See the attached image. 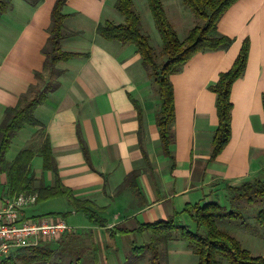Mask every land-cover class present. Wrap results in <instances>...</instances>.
<instances>
[{
  "label": "crops",
  "instance_id": "1",
  "mask_svg": "<svg viewBox=\"0 0 264 264\" xmlns=\"http://www.w3.org/2000/svg\"><path fill=\"white\" fill-rule=\"evenodd\" d=\"M54 1L11 0V7L0 16V122L5 108L15 106L22 94L30 92L35 71H42L41 48L48 37ZM114 3L65 1L63 24L68 35L61 39L60 48L77 55L56 63L62 70L58 87L34 111L40 126L25 125L12 138L25 130L16 138L23 145L18 152L31 148L34 184L52 186L54 174L43 169L39 153L48 142L63 186L75 197L88 199L104 221L99 226L89 220L65 196H59L68 201L63 211L28 216L26 210L37 200L24 208L26 217L59 216L72 227L71 232L46 242L53 249L67 248L69 264H124L132 246L148 242V231H136L140 224L167 220L187 204L225 197L227 185L264 179V0H235L217 22V31L232 42L196 52L169 76L174 99V120L169 127L173 159L162 152L155 124L157 90L135 45L107 40L96 32L99 23L124 21ZM161 3L182 40L197 23L195 15L183 0ZM151 26L156 28L154 20ZM244 40L249 43L246 65L229 95L231 135L211 158L218 117L216 93L209 86L231 68ZM133 171L136 187L124 183ZM6 190L3 172L0 202L9 196ZM184 217L179 214L175 219L184 221ZM136 237L144 244L137 245ZM181 242L167 243L165 264L182 259L196 264L197 256L188 243ZM140 260L134 259L133 264Z\"/></svg>",
  "mask_w": 264,
  "mask_h": 264
},
{
  "label": "trees",
  "instance_id": "2",
  "mask_svg": "<svg viewBox=\"0 0 264 264\" xmlns=\"http://www.w3.org/2000/svg\"><path fill=\"white\" fill-rule=\"evenodd\" d=\"M66 0H55L50 13V25L45 45L41 48L44 55L42 70L46 71L44 86L37 89L33 96L27 98L28 93L20 96L15 106L7 107L0 122V174L7 175V192L9 196L21 192H32L37 194L36 200H45L53 197L65 196L76 210L82 211L89 220L99 226L104 221L98 216L92 203L88 199H79L72 194L71 189L63 186L58 174L54 159L51 155L48 142H44L40 148L43 159V169L52 170L54 184L44 185L40 182L35 185V177L31 170V159L34 152L31 148L20 150L11 161L6 160V154L10 148L11 140L15 133L25 125L40 126L34 115L37 106L42 104L48 92L58 87L57 77L62 73L55 65L58 61L69 59L77 53L63 51L60 41L68 35L64 32V19L67 17L62 12ZM191 9L198 21L186 36L179 40L175 30L168 21L161 0H147L152 18L162 42V53L166 55L164 61L158 63L155 59V50L150 43L147 34L141 31L139 14L133 6L132 0H115V9L123 16L122 23L115 24L110 21L99 23L96 32L107 40L132 43L141 57L143 67L148 71L155 84L159 109L155 113V124L159 130V142L162 152L173 159L169 149L172 141L170 124L174 120L173 89L169 76L181 69V67L200 50H214L228 46L232 39L217 31V22L222 14L235 0H183ZM10 6V1L0 0V16ZM249 43L244 40L231 68L219 74L218 80L209 88L216 93V112L218 117L217 127L213 136L210 157L215 156L224 148L231 135L230 126V89L232 83L241 76L244 71ZM34 77L45 79L41 71H35ZM33 84L29 86L32 90ZM264 105V104H263ZM78 138L81 149L87 158V148L80 133ZM137 173L131 172L124 183L130 182L136 187L135 178ZM227 191L237 192L239 198L245 197L250 204L255 198H264V180L253 179L242 182L240 185H227ZM179 214H185L195 230L191 231L186 226H177L175 218ZM62 215H65L64 213ZM240 213L226 211L217 202L187 204L179 213L167 220H159L151 223L140 224L136 231L150 232V241L145 245L132 246L130 256L124 264H133L134 259L141 258L145 251H149V264H165V253L159 248V240L167 245L174 239L171 231L179 230L180 238L188 242L193 254L197 256L196 264H217V257H223L227 264H264L263 255H253L244 248L241 242L228 232L218 228L216 218H239ZM259 225H264V209H259L255 217ZM163 235H159L162 234ZM52 249L48 245H38L20 248L4 259L0 264H49Z\"/></svg>",
  "mask_w": 264,
  "mask_h": 264
},
{
  "label": "rangeland",
  "instance_id": "3",
  "mask_svg": "<svg viewBox=\"0 0 264 264\" xmlns=\"http://www.w3.org/2000/svg\"><path fill=\"white\" fill-rule=\"evenodd\" d=\"M10 6L7 8L9 9L11 7V0ZM27 1V0H23ZM34 1V0H30ZM51 2V0H50ZM49 6V2H47L46 7ZM134 8L139 12V21H140V27L141 31L144 34H147L150 37V43L152 44L154 50H155V59L158 63L165 60L166 55L162 53V42L160 39V36L158 34V31L156 28H152L153 18L150 12V9L148 7L147 0H135L134 1ZM7 11V10H6ZM196 21L199 20L196 18ZM200 22V21H199ZM145 25L146 27H151L150 29H146L143 27ZM150 25V26H149ZM157 37V38H156ZM159 39V40H157ZM160 41V42H159ZM43 75L45 76V79H37L35 78V84H33L32 90L28 93L27 98H30L34 95L35 91L39 89L40 87L44 86L46 81V71H41ZM151 70H148V73H150ZM152 91V90H151ZM154 92V90H153ZM25 130H22L18 135L15 136V138L12 140V143L10 145V148L6 154V159L11 160L14 158L18 150L20 149V146H23L21 142H19L16 138L22 134ZM22 148V147H21ZM264 180V179H261ZM244 182V181H243ZM242 182L238 183L240 185ZM211 202H217L219 205H221L224 210L228 211H234L237 213H240L239 218L237 219H230V218H216V225L218 228L228 232L232 236H235L242 244V246L246 249H248L253 255H263L264 256V225H259L256 220V213L259 209H264V198L259 199L255 198L253 203H248L246 201L245 197L239 198L237 196V192L235 191H227L225 197H215ZM68 206V201L64 197H58L52 200H39L37 203L29 207L26 210V213L28 216H37L41 214H46L48 212H57V211H63L64 208ZM189 218L186 216L184 217V221H179L178 219H175V223L177 226L184 225L189 230L194 231L195 225L191 222H189ZM149 236V239L147 238V241H150V232L149 234L146 233ZM159 235H163L159 234ZM170 235L172 237H175L172 239V241L177 243H182L181 241L186 242L184 239L180 238V232L179 230H173L171 231ZM142 238L136 237V244L141 245L144 244L143 241H141ZM181 240V241H180ZM147 242V243H148ZM159 248L161 249L162 253L167 252V245L165 246L164 243H162L159 240ZM48 243L43 244L44 246ZM69 247V246H68ZM185 247V246H183ZM189 247V246H188ZM52 249V256L50 259V263H58V264H69L67 261L70 260L71 255L67 248H51ZM66 250V251H65ZM145 257L142 256V260L138 264H149V251H145ZM195 256V255H194ZM196 257V256H195ZM218 264H227V261L223 257H217ZM191 261H188L185 259H182L180 261H177V264H191Z\"/></svg>",
  "mask_w": 264,
  "mask_h": 264
},
{
  "label": "built area",
  "instance_id": "4",
  "mask_svg": "<svg viewBox=\"0 0 264 264\" xmlns=\"http://www.w3.org/2000/svg\"><path fill=\"white\" fill-rule=\"evenodd\" d=\"M37 194L21 192L0 202V262L20 248L41 245L72 231L63 218L26 217L24 208L36 202Z\"/></svg>",
  "mask_w": 264,
  "mask_h": 264
}]
</instances>
